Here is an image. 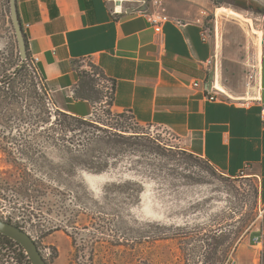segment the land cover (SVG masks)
<instances>
[{
    "label": "crops",
    "instance_id": "crops-1",
    "mask_svg": "<svg viewBox=\"0 0 264 264\" xmlns=\"http://www.w3.org/2000/svg\"><path fill=\"white\" fill-rule=\"evenodd\" d=\"M16 5L27 52L38 59L56 109L84 119L96 113L97 103L74 96L79 71L95 67L114 86L115 112L140 126L164 129L180 149L226 177L246 175L264 183V44L244 29L249 19L243 27L209 0H16ZM138 11L160 12L173 22L157 30ZM249 57L256 73L251 91L243 77ZM216 84L229 94L225 102L207 99L209 90L221 96ZM238 98L258 101L238 104ZM254 247L241 242L228 264H258Z\"/></svg>",
    "mask_w": 264,
    "mask_h": 264
},
{
    "label": "rangeland",
    "instance_id": "rangeland-1",
    "mask_svg": "<svg viewBox=\"0 0 264 264\" xmlns=\"http://www.w3.org/2000/svg\"><path fill=\"white\" fill-rule=\"evenodd\" d=\"M209 3L211 7L240 14L243 27L246 24L243 19H249L250 27L246 24L244 29L264 44V0H209ZM206 28L212 31L209 26ZM222 29L216 23L214 32L219 30L220 34ZM234 32L239 35L241 30ZM15 52L9 0H0V70H6V75L19 68L14 63ZM247 60V67L255 64L251 57ZM12 65L14 68L10 69ZM81 71L90 77L93 93L89 95L97 101L96 113L87 120L97 121L102 129L104 125L128 129L127 135L137 132L142 137L132 141L136 144L134 148H123L116 158L108 157L112 166L105 173H78L93 199L101 204L100 211L85 212L71 207L74 212L80 211L75 214L76 224L66 230L51 215L23 225V231L35 242L45 261L48 264H228L236 246L250 242L256 246L251 253L257 263L264 264L263 182L246 175L226 177L203 159L180 149L176 139L164 129L140 126L130 115L115 112L111 106L110 83L95 67ZM247 72L246 69L244 78ZM31 113L37 115L36 111ZM40 132L41 129L33 131L24 125L9 133L0 128V148L13 153L18 167L33 168L25 156L21 158L14 143L15 140L38 143L42 140ZM3 137L8 138V144L1 140ZM42 153L48 161L61 162L60 154L53 148L46 147ZM11 160L0 150V193L6 189L5 183L13 186L20 178ZM34 174L35 178L43 176ZM23 207L12 211L0 205V219L10 216L13 222L23 221L28 218ZM56 225L62 227L55 230ZM0 264H25V260H21L16 247L0 242Z\"/></svg>",
    "mask_w": 264,
    "mask_h": 264
},
{
    "label": "trees",
    "instance_id": "trees-1",
    "mask_svg": "<svg viewBox=\"0 0 264 264\" xmlns=\"http://www.w3.org/2000/svg\"><path fill=\"white\" fill-rule=\"evenodd\" d=\"M14 59V63H17L19 68H15L8 75L6 70H0V128L5 133L21 129L23 125L33 131L41 129L42 140L38 143L30 141L18 143L15 140L14 143L21 158L25 156L29 166L33 168L18 167L17 158L12 157L13 153L0 148L8 160L13 158L12 165L20 172V178L13 186L5 183L6 191L0 193V205L12 211L24 206L28 218L20 222H13L10 216L6 219L8 223L22 230L23 225L43 215L58 218L64 230L68 229L67 227L73 228L77 218L75 214L80 210L86 212L88 209L99 211L102 209L101 204L93 199L90 189L84 185L78 173L81 171L92 175L105 173L112 166L107 158L110 156L116 158L120 151L124 150L123 148H134L136 144L132 141L142 136L137 132H129L127 135L128 129H112L107 125L102 129L97 125V121L59 111L51 99L42 73L32 63L28 52L26 59L22 60L17 49ZM12 68L14 65L10 69ZM78 75L79 84L74 94L75 98L97 103L89 95L93 93V89L88 74L79 71ZM110 85L113 94L114 86ZM32 110L36 111L37 115H32L31 112H34ZM1 140L8 144V138L3 137ZM46 147L53 148L60 154V163L56 164L46 159L42 153ZM143 147L147 149V146L143 145ZM149 149L151 148L148 147ZM106 152L113 153L107 155ZM37 172L43 176L35 178L34 173ZM262 191L264 199V183H262ZM71 207H78L80 210L74 212ZM61 225H56L55 230L61 228ZM0 239L4 245L16 247L21 260H25V264H30L20 245L1 234Z\"/></svg>",
    "mask_w": 264,
    "mask_h": 264
},
{
    "label": "water",
    "instance_id": "water-1",
    "mask_svg": "<svg viewBox=\"0 0 264 264\" xmlns=\"http://www.w3.org/2000/svg\"><path fill=\"white\" fill-rule=\"evenodd\" d=\"M9 8L10 21L14 31L18 53L20 58L24 60L27 57V47L25 36L18 17L16 0H9ZM211 84L212 83L207 84L208 89L211 88ZM0 234L21 246L30 264H48L39 252L32 238L21 228L8 223L6 220L0 219Z\"/></svg>",
    "mask_w": 264,
    "mask_h": 264
},
{
    "label": "built area",
    "instance_id": "built-area-1",
    "mask_svg": "<svg viewBox=\"0 0 264 264\" xmlns=\"http://www.w3.org/2000/svg\"><path fill=\"white\" fill-rule=\"evenodd\" d=\"M119 5L115 6V9L113 10V13H117L119 10ZM136 15H140L141 17H143L147 23L152 26L154 29H160L164 24L168 23V22H173L172 19H170L167 15L160 13V12H152V13H147V12H142V11H138L136 12ZM31 61L32 63L36 66L38 63V59L37 58H32L31 57ZM255 67L251 66L246 74L245 80V86L247 87L248 91H251L253 89H255L256 86V73H255ZM194 88H198L199 84L198 83H193L192 85ZM206 91V89H205ZM207 95V99L209 101H218V102H225V99L227 98V96L224 93H221V96L216 95L215 93L212 92V90H209ZM249 101L246 100H236V103H243V104H248L251 102H257L258 100H256V98H251L248 99ZM260 117L261 120L264 124V105L260 107ZM255 243L258 244V239H255Z\"/></svg>",
    "mask_w": 264,
    "mask_h": 264
},
{
    "label": "bare ground",
    "instance_id": "bare-ground-1",
    "mask_svg": "<svg viewBox=\"0 0 264 264\" xmlns=\"http://www.w3.org/2000/svg\"><path fill=\"white\" fill-rule=\"evenodd\" d=\"M219 12H223V13H226L228 15H232V16H235V17H241L240 14L234 12L233 10L231 9H227V8H220ZM216 88L221 92V93H224L225 95H228L229 94L227 93V91L224 89V87H222V85H219V84H216ZM236 100H243L242 98H238Z\"/></svg>",
    "mask_w": 264,
    "mask_h": 264
}]
</instances>
